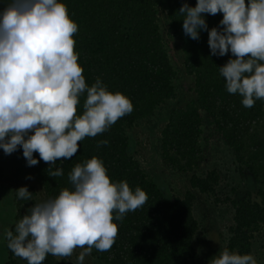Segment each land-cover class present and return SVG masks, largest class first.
<instances>
[{
	"label": "trees",
	"instance_id": "1",
	"mask_svg": "<svg viewBox=\"0 0 264 264\" xmlns=\"http://www.w3.org/2000/svg\"><path fill=\"white\" fill-rule=\"evenodd\" d=\"M60 2L66 4L69 16L78 25L75 51L86 83L91 86L100 78L109 91L130 98L133 111L108 131L80 141L71 159L57 160L56 167L63 169L60 177L48 175L49 165L39 160L38 153L33 154L39 160L35 166H28L22 147L9 155L15 159L20 176L26 171L33 174L44 201L57 197L64 188L72 190L69 173L76 164L93 156L103 161L112 182L127 181L133 191L140 187L148 197L141 208L128 212L122 221H113L118 225V235L111 249L100 252L93 248L83 264H209L221 245L241 255L250 254L264 226V100L245 108L243 97L228 93L219 73V67L233 58L231 52L211 55L207 30H200L198 40L184 33V16L179 9L184 3L195 7L197 0ZM8 3L9 0H0V11ZM202 16L209 30L220 27L222 13ZM170 43L182 61L179 70L190 79L186 86L193 97L168 112L155 147L162 165L188 175V187L182 195L170 194L164 185V172L150 166L142 151L136 154L134 150L136 145L147 144L149 138L148 133L142 137L134 129L149 132L159 124V109L177 97L179 76ZM85 100L86 93L80 97L78 114L83 113ZM210 139L227 151L232 170L226 168L223 173L213 168L198 174ZM101 140L108 144L97 147ZM2 170L0 166V173ZM229 174L238 181L233 187L226 184L224 189L222 184ZM245 185L248 188L243 191ZM17 189L10 194L16 215L7 219V230L13 233L15 225L34 205L35 196L34 186L28 189L31 201L19 199ZM6 191H0L4 207ZM221 205L230 209L232 223L227 229L209 232L202 227L207 213ZM201 234L206 236L205 241L200 240ZM82 250L75 249L66 259L49 254L43 264H77ZM3 260L5 264H19L23 259L6 247Z\"/></svg>",
	"mask_w": 264,
	"mask_h": 264
},
{
	"label": "clouds",
	"instance_id": "2",
	"mask_svg": "<svg viewBox=\"0 0 264 264\" xmlns=\"http://www.w3.org/2000/svg\"><path fill=\"white\" fill-rule=\"evenodd\" d=\"M179 13L184 33L193 40L200 30L208 31L211 55L231 52L233 58L219 67L227 92L243 97L245 108L264 100V0H197L195 7L184 3ZM204 13H222L220 27L209 30ZM77 32L60 0H9L0 11V149L12 154L22 147L28 166L43 160L51 177L63 175L56 161L74 157L80 141L108 131L133 111L130 98L109 91L100 78L86 83L75 51ZM107 144L101 140L97 147ZM107 172L96 156L76 164L69 173L73 189L30 207L15 233L5 232L8 249L27 264H43L49 254L66 259L77 248L83 249L77 264H83L93 248L109 251L118 235L113 221L141 208L148 197L127 181L112 182ZM17 197L31 201L32 193L20 187ZM209 264L257 260L224 248Z\"/></svg>",
	"mask_w": 264,
	"mask_h": 264
},
{
	"label": "rangeland",
	"instance_id": "3",
	"mask_svg": "<svg viewBox=\"0 0 264 264\" xmlns=\"http://www.w3.org/2000/svg\"><path fill=\"white\" fill-rule=\"evenodd\" d=\"M171 47L172 51L170 53L171 56L176 58V61H174V66L177 69L178 76H179V90L177 91V97L173 100L168 101L166 104H164L159 110L160 114L158 116V121L159 124L155 125L153 128L151 127L149 132L143 133L142 130H140L139 127H136L134 129V132L137 131V134L141 135L144 137L143 134L147 133L149 134V138H141L139 139L140 141H143L144 139L147 141V144H139L136 145L134 150L137 152L136 154L139 153V151L142 153L144 157V160L147 163H150V166H155L158 169H160V173L163 171L165 177L164 180V185L166 186L167 189L170 190V194H178L182 195L186 189H187V174H183L182 172H177L174 170H171L170 168L165 167L162 165L161 161L158 158V150L156 149V144H157V138L160 135V129L162 128V125L164 124V121L166 119V116L168 112L175 107H180L184 106L187 100H190L193 97L192 91L186 86L187 83H189V78H186L184 76L183 71H180L179 69L182 68V61L181 59H178L180 57L177 53L178 51L174 47L175 45L169 44ZM11 157V159H10ZM15 159L10 156L9 154H5L4 151L0 152V166L2 167V172L0 173V191H4L5 189L7 190L5 195L7 199V204L4 207V204L2 201H0V264H5V261L3 258H5V253H6V239H5V232L7 230V223L10 222V220H7L9 218H12L13 216L16 215V211L14 208V202L12 200V195L14 189L16 190L17 188L19 189L21 185H25L28 189L29 187L34 186L35 189V196L33 197L34 204L43 202L44 201V196L43 193L41 192V189L36 185V179L33 177V174L31 172H25L20 176L19 172L20 170L14 163ZM231 165V160L229 155L227 154V151L220 145H217L213 143V139L209 140V148L206 151V159L203 163L202 169L198 171V174L201 172H205L207 170H211L213 168H216L218 171H223L226 168H230L232 170ZM228 178L224 181L225 183L222 184V186L225 189V185L228 184L230 187L234 186L238 178L233 175L229 174ZM20 176V177H19ZM230 187L226 189V192L228 193L230 190ZM248 187L247 185L242 187V190H246ZM33 189V190H34ZM225 191V190H224ZM225 192V193H226ZM12 194V195H9ZM210 203L209 201L206 202V204ZM8 215L9 217H7ZM207 219L203 223L202 227L208 229L209 232H213L215 228L218 230L222 229H227V227L232 223L231 222V217L232 213L230 209L226 205H221L219 209H212L210 212L207 213ZM13 222V221H12ZM202 236L200 237V240L203 239ZM202 241V242H203ZM222 246L221 245L219 248V251H222ZM255 257L257 260V264H264V226L261 229L260 235L256 236L253 245H252V252L250 253ZM21 261V260H20ZM19 264H27L25 261L22 260V262H19Z\"/></svg>",
	"mask_w": 264,
	"mask_h": 264
}]
</instances>
